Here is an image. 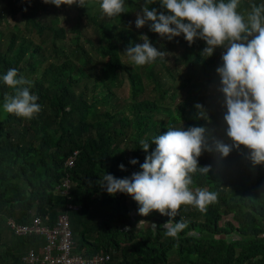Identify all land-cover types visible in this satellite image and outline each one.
Returning <instances> with one entry per match:
<instances>
[{
    "label": "trees",
    "instance_id": "1",
    "mask_svg": "<svg viewBox=\"0 0 264 264\" xmlns=\"http://www.w3.org/2000/svg\"><path fill=\"white\" fill-rule=\"evenodd\" d=\"M262 3L240 0L237 11L247 18L251 6ZM125 4L126 13L106 20L102 10L89 16L77 4L0 0V264H27L31 251L42 256L47 245L44 237L16 234L9 220L25 225L38 216L52 226L61 213L70 218L74 252L108 253L105 264H264V164L253 166L244 146L227 157L212 151L198 158L211 171L193 174L190 187L217 192L218 199L206 213L181 206L175 221L188 227L178 240L159 228L169 217L155 211L141 216L131 196L109 195L96 183L105 173L124 178L140 171L156 147L150 144L146 153L140 140L151 143L169 128L203 126L231 143L216 73L224 49L201 56L203 40L191 46L183 35L168 41L146 25L144 35L167 56L145 66L126 64L122 51L140 43L133 18L144 0ZM152 7L159 8V0ZM58 8L74 11L63 14L68 27ZM88 27L95 40L86 36ZM10 68L31 81L38 97L42 110L31 120L3 110L5 93H13L2 80ZM145 80L157 97L147 95Z\"/></svg>",
    "mask_w": 264,
    "mask_h": 264
},
{
    "label": "clouds",
    "instance_id": "2",
    "mask_svg": "<svg viewBox=\"0 0 264 264\" xmlns=\"http://www.w3.org/2000/svg\"><path fill=\"white\" fill-rule=\"evenodd\" d=\"M45 4H77L86 7V0H43ZM157 0H144L137 13L135 27L148 26L149 31L172 41L183 38L191 46L197 39L206 47L201 56L210 57L216 48H223L222 65L216 73L220 78L218 91L224 97V134L231 141L211 136L206 127L169 128L152 138L149 143L140 140L141 148L148 153L150 144L155 149L146 155L140 171L130 176L116 178L105 173L96 183L109 195L123 193L139 205L138 214L148 216L158 212L169 219L159 228L164 234L178 240L179 234L188 227L184 220L175 221L182 205H191L201 213L217 202L218 193L203 188L193 190L192 175L206 174L211 166H199L198 158L204 152L216 151L227 157L235 149L244 146L249 150L253 164H264V3L253 4L245 16L237 9L240 0H159V8L149 5ZM100 8L108 18L127 12L125 0H101ZM143 43H129L123 54L135 65L145 66L167 56L152 45L147 35H141ZM3 83L13 90L5 93L3 110L19 118L31 120L42 108L38 97L30 92L31 81L10 68L2 77ZM199 116L208 119L203 106L196 104ZM211 140V143H210ZM130 164L139 163L131 159ZM126 171L125 165L119 166ZM144 221H140L138 224ZM155 231L158 226L151 224ZM127 230V229H126Z\"/></svg>",
    "mask_w": 264,
    "mask_h": 264
},
{
    "label": "built area",
    "instance_id": "3",
    "mask_svg": "<svg viewBox=\"0 0 264 264\" xmlns=\"http://www.w3.org/2000/svg\"><path fill=\"white\" fill-rule=\"evenodd\" d=\"M68 164L72 165V161L69 160ZM8 224L18 235L44 237L47 241L43 255L31 251L25 258L27 264H105L109 260L108 253L84 256L74 252V238L67 214H59L52 226L38 216L30 224L17 225L14 220H9Z\"/></svg>",
    "mask_w": 264,
    "mask_h": 264
},
{
    "label": "rangeland",
    "instance_id": "4",
    "mask_svg": "<svg viewBox=\"0 0 264 264\" xmlns=\"http://www.w3.org/2000/svg\"><path fill=\"white\" fill-rule=\"evenodd\" d=\"M59 9V8H58ZM98 10H101L100 8V4L99 5H96V4H93V3H88L86 4V7L84 8V12L85 14H88L89 16H92L94 14H96V11ZM58 12V15L60 16L61 18V21H62V24H64L65 27H68V23H63L64 20H65V16H63V14L65 15H70L71 17L74 16V11H71L70 9L68 8H62V9H59L57 10ZM7 15V14H6ZM137 15V14H136ZM102 18L103 19H106V20H109L110 18H108L105 14H102ZM135 19H136V16L133 18V29H134V32L136 34V36L140 39V36L141 35H144V32L143 30H145V26L141 29H137L135 27ZM11 23H13V21L10 20ZM18 24L21 25V21L19 19V16H17V21H16ZM86 36L89 37L90 40H95L94 38V34H93V31H92V28L88 27L87 30H86ZM143 41L140 39V43H142ZM124 51H122V57H123V61L126 63V64H129V65H132V66H135L128 58L126 55L123 54ZM181 52V50L179 51H176V54H179ZM173 54V53H172ZM172 64V63H171ZM182 78L186 77L184 75L181 76ZM146 82V85H147V95L149 94L152 98L154 97H157L158 96V93H156L155 91H153V84L151 82H149L148 80H145ZM173 85H178V84H173ZM129 95H130V88L129 86L126 87V98L129 99ZM228 217L229 216H225L224 217V220H228ZM235 223V221H233ZM222 224L224 223V221L221 222Z\"/></svg>",
    "mask_w": 264,
    "mask_h": 264
}]
</instances>
